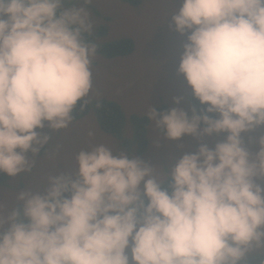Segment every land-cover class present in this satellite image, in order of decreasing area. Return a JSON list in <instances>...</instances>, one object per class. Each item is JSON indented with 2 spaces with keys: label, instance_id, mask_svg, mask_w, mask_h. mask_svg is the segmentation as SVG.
Segmentation results:
<instances>
[{
  "label": "clouds",
  "instance_id": "9594fccd",
  "mask_svg": "<svg viewBox=\"0 0 264 264\" xmlns=\"http://www.w3.org/2000/svg\"><path fill=\"white\" fill-rule=\"evenodd\" d=\"M91 3L0 0V172L30 170L26 153L51 138L36 129L67 128L92 90ZM171 20L186 34L177 71L206 108L152 107L149 118L167 140L224 139L170 154V191L139 158L80 150L74 175L19 192L20 207L0 216V264H242L264 254V134L250 138L254 152L241 136L264 125V0H180Z\"/></svg>",
  "mask_w": 264,
  "mask_h": 264
},
{
  "label": "rangeland",
  "instance_id": "374dc122",
  "mask_svg": "<svg viewBox=\"0 0 264 264\" xmlns=\"http://www.w3.org/2000/svg\"><path fill=\"white\" fill-rule=\"evenodd\" d=\"M65 6L80 5L73 3ZM84 7L92 22L91 32L85 35L97 45L90 65L93 87L88 96L83 98L89 103L88 109L80 117L72 118L67 128L53 131L45 122L44 128L36 129L51 138L35 155L26 153L32 162L30 170L15 177L8 176L0 184V216L6 217L11 209L20 207L21 202L17 200L19 192L43 193L48 187L50 176L61 172L74 175L75 156L80 150H90L103 144L114 152L122 151L129 158H139L152 166L153 174L163 182L175 163L174 159H169L170 154L178 159L185 152L196 151L200 143L214 147L226 135L213 133L200 138L183 135L178 141L167 140L157 130L155 121L149 118L152 107L156 110L161 105L169 109L182 108L190 115L188 93L191 88L183 74L177 71L186 34L176 32L171 20L175 8L180 7V0H173V3L172 0H141L137 6L123 0H93V3ZM121 38L131 39V53L106 58L98 52L101 46ZM176 97L181 98L179 103L175 102ZM100 99L120 105L124 113L121 138L109 135L99 127L93 102ZM133 115L149 119L144 131L147 142L143 151H139ZM262 134L264 125L241 133L249 151L254 152L258 147L249 142L250 138L254 140ZM125 140L127 148L123 145ZM256 182L264 187V178ZM261 255L264 254L252 250L245 254L242 261Z\"/></svg>",
  "mask_w": 264,
  "mask_h": 264
},
{
  "label": "trees",
  "instance_id": "16d2710c",
  "mask_svg": "<svg viewBox=\"0 0 264 264\" xmlns=\"http://www.w3.org/2000/svg\"><path fill=\"white\" fill-rule=\"evenodd\" d=\"M130 5L137 6L140 4L141 0H123ZM84 40L86 42H90L88 37L84 34ZM133 48V43L130 38H121L116 42H111L109 44L103 45L98 48V52H100L106 58H112L116 56H123L131 53ZM188 99L190 103V115L191 109L195 108L197 112L206 108V105L200 104L199 100L192 95V90L188 93ZM89 103L85 100L79 101L77 105L74 107L72 114L73 118L76 119L83 115L88 109ZM93 107L96 113V120H98L99 127L105 133L109 135H114L118 138H121V130L124 124V113L120 107V105L114 101L100 99L93 102ZM169 110V107L166 105H161L156 108L157 113L166 112ZM210 116L216 117L214 113H209ZM133 121L135 122L136 136L139 140V151H143L146 148L147 139L145 137L144 131L149 123V119L146 116H132ZM158 131L163 133L161 128H157ZM127 140L123 141V145L127 148L128 143ZM8 177L6 173L0 172V184L4 183L5 179ZM164 183L161 185L163 188L171 190L170 178L163 181ZM65 195H69V193H65ZM145 203L147 201L145 200ZM264 261V255L254 256L248 261H242V264H262Z\"/></svg>",
  "mask_w": 264,
  "mask_h": 264
}]
</instances>
